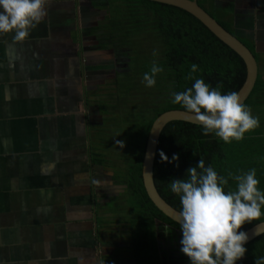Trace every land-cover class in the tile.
I'll return each instance as SVG.
<instances>
[{"label":"crops","instance_id":"crops-1","mask_svg":"<svg viewBox=\"0 0 264 264\" xmlns=\"http://www.w3.org/2000/svg\"><path fill=\"white\" fill-rule=\"evenodd\" d=\"M82 1L46 0L22 42L0 33V264L124 261L115 247L126 240L103 239L97 211L99 192L116 187L89 154L94 96L115 59ZM196 1L264 59V0Z\"/></svg>","mask_w":264,"mask_h":264},{"label":"trees","instance_id":"trees-1","mask_svg":"<svg viewBox=\"0 0 264 264\" xmlns=\"http://www.w3.org/2000/svg\"><path fill=\"white\" fill-rule=\"evenodd\" d=\"M104 2L106 13L98 22V40L106 57L113 51L115 65L113 78L102 83L103 87L98 89L101 92L94 96L99 119L90 128L89 154L93 164L110 175L109 183L122 189L115 197L118 205H114L117 222L128 229L126 244L117 246L120 259L130 264H160L155 244L157 227L174 232L180 239L181 231L178 224L154 207L142 185L141 164L151 124L166 111H185L171 102L172 92L191 87L197 78L218 87L222 94L238 92L246 69L236 53L183 10L147 0ZM217 22L230 32L226 23ZM245 46L254 51L251 45ZM153 62L162 71L156 74L155 85L146 87L142 76L150 72ZM192 63L197 65L195 72H190ZM262 70L258 69L255 85L243 103L258 118L259 126L245 132L242 139L225 143L214 133L203 135L201 126L179 121L163 128L154 159L153 180L159 195L177 211H180L179 197L170 191L169 182L186 178V170L199 159L228 180L225 190L235 189L229 173L234 176L255 168L257 187L264 193ZM161 151L168 160L173 154L178 159L171 163L161 160ZM261 211L264 213V206ZM263 221L264 215L238 230L246 231ZM244 246L245 255L236 264H254L255 258L264 256V234ZM181 255L189 264L188 257Z\"/></svg>","mask_w":264,"mask_h":264},{"label":"clouds","instance_id":"clouds-1","mask_svg":"<svg viewBox=\"0 0 264 264\" xmlns=\"http://www.w3.org/2000/svg\"><path fill=\"white\" fill-rule=\"evenodd\" d=\"M46 0H0V33L12 32L13 41L22 42L46 16ZM155 55V53H154ZM197 65H190L195 72ZM162 68L152 63L150 72L143 73L146 87L155 85V76ZM171 102L179 104L200 124L202 134L214 133L225 143L240 140L245 132L259 126L257 117L241 102L239 93H221L203 79L197 78L191 87L171 93ZM120 143L122 146V142ZM161 160H171L161 151ZM235 181L234 190H225L228 180L218 175L211 165L199 159L186 170L182 179L169 182L170 191L179 197L180 252L189 264H236L246 252L249 237L241 225L260 218L264 193L257 187L256 169L238 175L229 173ZM254 264H264V256Z\"/></svg>","mask_w":264,"mask_h":264},{"label":"water","instance_id":"water-1","mask_svg":"<svg viewBox=\"0 0 264 264\" xmlns=\"http://www.w3.org/2000/svg\"><path fill=\"white\" fill-rule=\"evenodd\" d=\"M185 11L196 18L211 34L226 45L244 63L246 76L238 93L241 102L244 103L251 93L258 75V63L254 54L232 33L223 28L211 17L196 0H147ZM179 121L200 126L190 115L183 110H169L160 114L151 124L145 143L144 155L141 164V180L144 191L154 205L164 216L179 225V211L169 205L158 193L153 180V165L157 145L163 128L170 122ZM248 241L246 244L264 234V221L255 224L246 230Z\"/></svg>","mask_w":264,"mask_h":264},{"label":"flooded vegetation","instance_id":"flooded-vegetation-1","mask_svg":"<svg viewBox=\"0 0 264 264\" xmlns=\"http://www.w3.org/2000/svg\"><path fill=\"white\" fill-rule=\"evenodd\" d=\"M104 0H83L82 1V5H85L87 8H90V10H97V14L94 17L95 22H93L96 26L98 24L99 21L103 20L104 16H105V7H104ZM96 8V9H95ZM89 10V9H88ZM92 21L90 19L87 20V23H89ZM92 26V25H90ZM254 51L252 52L253 54H255L256 50L253 49ZM264 51V50H262ZM255 56V55H254ZM256 58V56H255ZM257 60V58H256ZM259 68H261L260 63L257 61ZM115 65V62H114ZM105 65H103V67H105ZM112 68V67H111ZM114 69V68H113ZM114 72V71H113ZM106 73V79H104L101 83H105L107 81L110 80V78H113V74H111L108 71H105ZM108 74V75H107ZM111 74V75H110ZM99 118L95 119L98 120ZM106 183L110 182L111 180L108 178H106ZM108 185H110V183H108ZM112 187H116V189H108L106 191H100L97 201H99L98 203V209L97 211L100 212L99 215L101 214L102 219L108 221L109 223H104V225H113V224H117L119 225V222L116 223L115 219V207L114 205L117 204L118 202H116L115 197H117V195L121 192L122 189H120V187H118L117 185H114ZM105 190V189H104ZM112 191V192H110ZM114 200V201H112ZM117 211L119 212V209H117ZM114 218V219H113ZM105 221V222H106ZM112 221V222H110ZM125 225V223H123ZM122 229L126 228V226L120 227ZM105 227H103L100 231L102 236L105 238H109L110 234H115L112 232H107L105 231ZM127 229V228H126ZM164 231V232H163ZM164 233V234H163ZM165 235V236H163ZM177 234H174V232L171 231H167L163 228L157 227V231L155 232V244L158 250V254H159V262L160 264H186L188 262L183 261V255H181L182 253L180 252V238ZM110 244L114 245L115 243L118 244L116 241L111 242V240H109ZM108 243V244H109ZM123 243H120L119 245H121ZM117 248V247H115ZM115 251L114 249L111 250V252H109L110 254H113ZM117 252H115L116 254ZM114 254V255H115ZM118 254V253H117ZM124 262H127L126 264H130L128 263V260H124L122 264H124Z\"/></svg>","mask_w":264,"mask_h":264},{"label":"rangeland","instance_id":"rangeland-1","mask_svg":"<svg viewBox=\"0 0 264 264\" xmlns=\"http://www.w3.org/2000/svg\"><path fill=\"white\" fill-rule=\"evenodd\" d=\"M126 53V51L124 52ZM257 53H255L254 55L256 56L257 58V61L260 63V66H261V69H264V59H261V57H259L258 55H256ZM262 72V76L264 77V70L261 71ZM98 92H101V91H97ZM109 93H112L113 92L111 90L108 91ZM96 93V94H97ZM109 132V131H108ZM121 189V188H120ZM121 204V203H120ZM123 205V204H122ZM125 208H123V212H122V216L126 215L125 214ZM116 218V217H115ZM100 219V218H99ZM114 219V218H113ZM116 223H117V219H115ZM111 222V221H110ZM105 226V225H104ZM122 227L121 225H117V224H114V225H106L105 226V231L107 232H112V233H115L113 234V236H110L113 238V241H125L127 238H128V229H122L120 228ZM102 231V230H101ZM104 238V237H103Z\"/></svg>","mask_w":264,"mask_h":264}]
</instances>
